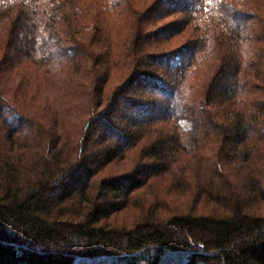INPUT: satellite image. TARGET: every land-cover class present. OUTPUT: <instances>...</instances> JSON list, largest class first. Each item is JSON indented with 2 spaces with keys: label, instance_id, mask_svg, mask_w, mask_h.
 I'll return each instance as SVG.
<instances>
[{
  "label": "trees",
  "instance_id": "16d2710c",
  "mask_svg": "<svg viewBox=\"0 0 264 264\" xmlns=\"http://www.w3.org/2000/svg\"><path fill=\"white\" fill-rule=\"evenodd\" d=\"M231 1L153 0L140 13L128 1L113 13L116 20L125 18L122 28L136 18L126 41L113 44L102 35L95 49L73 41L67 50L60 46L71 57L56 58L44 51L50 45L47 34L59 32L62 20L52 7L55 0H0V264H161L175 255L184 257L182 264H264V213L248 210L264 201L259 175L264 96L238 101V92L248 88V81L240 80L239 46L245 40L259 42L263 47L253 58L264 60V22L258 20L262 28L250 37L253 28L246 24L259 12L251 15ZM101 5L103 13H111L118 3L104 0ZM215 8L224 15L211 30ZM174 14L184 17L146 30ZM201 19L208 26L206 36L160 49L161 42L181 36L192 23L199 27ZM209 31L215 64L193 104H186L178 81L209 49ZM57 60L67 63L66 94L57 88L61 99L68 96L72 102L85 88L93 103L77 143L64 139L58 103L47 94L57 80L41 77ZM118 65L129 73L103 106L110 70ZM261 85L253 89L264 92ZM26 106L33 112L27 113ZM180 120L193 125L185 142L177 131ZM209 137L219 143L213 155L217 161L194 195L219 205L220 211H180L164 220L148 215L122 230L106 223L128 205L133 192L183 155L199 161L197 146ZM137 149L140 161L132 170L95 181L108 165ZM235 162L243 163L234 169L230 164ZM239 170L241 181L230 180L229 173Z\"/></svg>",
  "mask_w": 264,
  "mask_h": 264
},
{
  "label": "rangeland",
  "instance_id": "374dc122",
  "mask_svg": "<svg viewBox=\"0 0 264 264\" xmlns=\"http://www.w3.org/2000/svg\"><path fill=\"white\" fill-rule=\"evenodd\" d=\"M108 1L109 3H118V6H116V8L114 7V9H112L113 12L111 13H103L105 9L101 4L104 3V0H55L54 6L52 7H55V12L58 13L59 17L62 20L59 21V32H50V34H47V36H49L50 38V45L44 47V51L46 52V54L50 52L56 53V58L57 56L59 57L62 54H66V57L69 58L71 57L72 53H68V51L63 52V47L67 50L71 45H74V41L89 45L90 47L95 49L96 43H98V40L101 39L102 35H105L106 37L109 36V39L113 44L115 43V40L119 42L126 41L127 35L130 36V33H133V25L134 22H136V18H134V16L130 17L128 23H125L126 27L122 28L125 18L123 19V16H120L119 18L123 20H116L115 14H113L115 13V10L116 13L118 11H121L128 6L129 1L130 3H132V7H134V12L140 13L143 7L153 2V0ZM231 2L233 5H236L237 9H240L251 15L253 11L259 12V18H252L251 20L249 19L246 24V26L249 25L251 28H253L252 31L248 30V35L250 37L256 35L258 33V30L262 28V22H264V0H232ZM209 6L212 7V4H209ZM218 12L219 11H217L215 8L214 12L211 14L213 17V24L209 26L210 29L212 28L211 30H213L214 28V23L220 21L218 17L224 15L223 12ZM183 17L184 16L180 14H174L165 17L159 20L155 24V27L152 25H148V27L146 26V30L154 29L174 20H180ZM238 19L239 20H235L240 22V18ZM258 20H262V22ZM204 21L206 20L201 19L200 21H197L199 27L196 26V24L194 25V23H192L186 29V31L181 34V36L169 42H161L160 49H172L183 43L187 37H196L198 35L206 36L205 29L208 26L206 27ZM207 34L209 37L207 44L209 45V49L205 51V53L203 52L201 54L199 63H196L197 61L193 63L192 67H190V69L186 72V77L178 81V88L181 92V98L188 99L186 100V104L188 102L190 105L193 104L192 101H194V99L198 97V91H201V86H203L202 84L211 76V66L215 64V51L211 45L210 39V35L212 34V32L209 31L207 32ZM258 43L259 42L245 40L241 42L239 46V55L244 67L240 76V80L248 81V88L245 92H238V101H242L244 99H246L247 101H251L253 99L262 98L264 96V92L262 90H258L259 87L262 86L261 84L264 82V75H258V73L256 72H264V60H257L253 58L255 53L260 50L259 48L263 47L262 44ZM134 45L135 43H131V46ZM66 67L67 63L65 61L61 63L60 60H57L56 64H54L51 69L49 68V74L40 76L49 79L55 78L57 80V82L53 84V88H51L48 91L49 93L47 92V94L52 101L58 103L57 105H55V109L64 119L62 128V135L64 139L68 140V143H77L79 141V137L84 134L85 121L93 112V103L90 99V92L85 88L81 89V95L78 98H75L72 102H70L71 100L68 96H66L63 100L61 99V97L57 93V88H62L60 90V93L66 94ZM29 69L37 71V67L33 64L29 65ZM128 73L129 69L127 68V66L122 67L118 65L115 69L110 70L109 78L104 87V91L101 95L100 100L102 101L103 106L108 102L109 97L117 89V86L122 81V78L125 77ZM255 84L257 85L258 89H253V85ZM13 85H16L15 82L13 83ZM52 89H55L56 92ZM56 95L59 97V101L56 99ZM180 103L181 105L184 104L185 100L181 99ZM25 109L27 113L33 112L27 106L25 107ZM170 125H172V123H170ZM170 125L166 126L165 128H170ZM176 126L178 133H180L183 141L185 142V140L193 130V125H191V123L188 121L180 120L179 122H176ZM159 128H161V126H159ZM201 134L202 133L199 132V137L202 139L203 137ZM211 138L212 137H209V139L207 140L200 139L201 142L197 146V149L199 148L198 154L200 155L199 161L196 159H192L187 155H183L181 157V160L179 159L178 161L173 163L168 171L150 178L144 186L133 192L128 205L119 212L112 214L106 223H108L109 226H111L115 230H122L130 229L131 226H133L138 220L148 215H153L156 217L159 216L160 219L164 220L171 214L180 211H191L195 209V211L199 213L206 214L220 211L219 205L204 198L196 200L194 195L198 188V185L202 184L204 181H206V179L210 177L214 163L217 161V158H215L213 155L215 153L214 151L216 147L219 146V143H217V141L215 140H211ZM6 148L2 149L6 150ZM18 150L23 151L20 148H17V151ZM139 161L140 153L138 149L129 151L125 155V158L117 159L116 161L108 165L102 172H100L96 176L95 181L99 182L104 177L117 176L122 173L128 172L132 170ZM261 162H264V160H261ZM242 163L243 162H235L234 164L230 165L234 169H239V166H241ZM209 165H212V168H209ZM259 167V175L264 180V164ZM217 170L219 172H223L224 169L223 167L217 165ZM229 174L230 180H232L233 182L241 181V179L243 178V174L240 170L239 172L231 171V173ZM248 210L255 213H264V201H255L249 206ZM183 259V256L179 257L177 255L166 257L161 264H182L184 262ZM96 264H122V262L100 261Z\"/></svg>",
  "mask_w": 264,
  "mask_h": 264
}]
</instances>
